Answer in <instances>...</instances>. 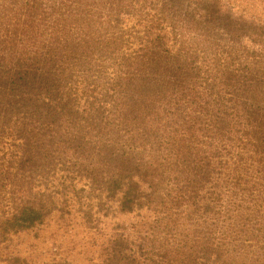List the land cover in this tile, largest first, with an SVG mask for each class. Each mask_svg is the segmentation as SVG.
<instances>
[{
	"label": "trees",
	"instance_id": "16d2710c",
	"mask_svg": "<svg viewBox=\"0 0 264 264\" xmlns=\"http://www.w3.org/2000/svg\"><path fill=\"white\" fill-rule=\"evenodd\" d=\"M0 264H264V0H0Z\"/></svg>",
	"mask_w": 264,
	"mask_h": 264
}]
</instances>
